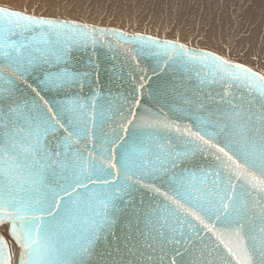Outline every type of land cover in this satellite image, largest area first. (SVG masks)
<instances>
[{"label":"snow or ice","instance_id":"1","mask_svg":"<svg viewBox=\"0 0 264 264\" xmlns=\"http://www.w3.org/2000/svg\"><path fill=\"white\" fill-rule=\"evenodd\" d=\"M61 7L0 6V264H264V67Z\"/></svg>","mask_w":264,"mask_h":264},{"label":"bare ground","instance_id":"2","mask_svg":"<svg viewBox=\"0 0 264 264\" xmlns=\"http://www.w3.org/2000/svg\"><path fill=\"white\" fill-rule=\"evenodd\" d=\"M37 2L45 0H0V6L20 9ZM60 2L64 7L59 11L50 8L42 14L179 38L191 47L230 54L235 60L264 67V0H91L99 5L91 12L70 11L72 0Z\"/></svg>","mask_w":264,"mask_h":264},{"label":"water","instance_id":"3","mask_svg":"<svg viewBox=\"0 0 264 264\" xmlns=\"http://www.w3.org/2000/svg\"><path fill=\"white\" fill-rule=\"evenodd\" d=\"M100 60L102 61V65H101V79L102 81L107 84L108 80H107V71L106 69H110L111 68V60L105 59L104 57H100ZM154 79H156V77H154ZM151 83V82H149Z\"/></svg>","mask_w":264,"mask_h":264}]
</instances>
